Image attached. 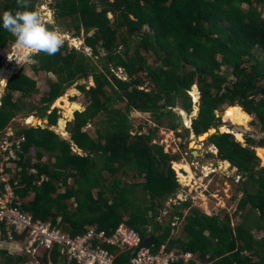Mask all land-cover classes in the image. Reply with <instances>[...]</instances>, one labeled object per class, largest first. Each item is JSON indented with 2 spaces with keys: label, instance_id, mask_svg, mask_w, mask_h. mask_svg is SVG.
I'll return each instance as SVG.
<instances>
[{
  "label": "trees",
  "instance_id": "16d2710c",
  "mask_svg": "<svg viewBox=\"0 0 264 264\" xmlns=\"http://www.w3.org/2000/svg\"><path fill=\"white\" fill-rule=\"evenodd\" d=\"M42 3L0 0V13L37 10ZM53 9L58 22L73 37L82 38L84 47L64 40L54 55L32 53L34 72L50 73L56 79H48L50 87L36 104L25 99L39 92L37 80L23 70L13 73L0 107V129L20 113L28 117L38 111L45 116L73 84L88 103L67 121L69 138L49 128L58 122L57 107L49 113V126L30 125L16 132L15 137L22 140L16 149L19 158L12 159V168H5L11 175L2 186L12 185L19 195L14 204L34 219L50 220L72 237L90 230L113 233L124 223L145 239L159 224L154 220L158 211L180 187L171 166L180 156L153 141L161 128L179 137L189 134L186 128L178 132L182 126L178 119L179 114L193 112L195 95L200 99L192 125L197 135L226 127L230 109L254 117L251 124L264 127V0H54ZM9 41L15 37L0 27V49ZM3 55L0 50V66ZM119 68L127 78L116 73ZM90 76L94 85L79 82ZM121 100H127L128 109L153 112L155 127L143 132L140 125L134 132L131 121L116 108ZM217 111H224V116L219 117ZM100 115H106V123L92 136L88 126ZM246 140L250 147H244L231 132L209 137L219 150V159L225 161L224 168L228 170L231 164L240 178L236 191L241 196L236 193L231 199L233 216H243V220L233 225L229 212L224 218L218 213L204 216L191 201L173 205V215L182 225L161 231L153 252L165 245L166 252L183 255L172 264H264V237L256 238L252 228L264 231V168L257 170L260 158L252 149L258 147L264 159V137ZM74 145L84 153L75 151ZM183 164L174 166L179 171ZM43 174L48 179L40 180ZM149 191L154 192V200L147 207L138 209L125 199L131 192L141 198L140 192ZM184 205L191 206L185 215ZM254 211L258 223L251 218ZM5 235L2 228L1 239ZM0 251L5 256L0 264L33 260L22 252L12 257ZM185 254L191 255L188 262ZM130 258L129 252L117 262L129 264ZM62 259L61 248L56 246L45 250L41 261L59 264Z\"/></svg>",
  "mask_w": 264,
  "mask_h": 264
},
{
  "label": "rangeland",
  "instance_id": "374dc122",
  "mask_svg": "<svg viewBox=\"0 0 264 264\" xmlns=\"http://www.w3.org/2000/svg\"><path fill=\"white\" fill-rule=\"evenodd\" d=\"M50 2H54V0H43V3L37 7V11H39L41 13L42 19L44 21L45 20L50 21L52 24H54L55 28H56L55 30L58 31L64 37V40H69L71 45H73L77 48H83L84 47L83 39L80 37H73L70 32H68L67 30H65L63 28L62 24H60L58 22V19L55 18L53 6H49ZM110 16H111V14H110ZM7 43H8V46L6 48L0 49L1 52H3V54H4L3 55L4 58L2 60L1 66H0V69H1L0 72L5 67L9 70V76L8 77H10L13 73L17 72L18 70H23L28 75H30L34 79H36L37 85L39 88V92L36 91V92H34V94L29 96L28 98H31V100H29V99H25V100L27 102H31V101L35 102L36 104L39 103L42 91L46 90L50 87L48 79H56V76L53 74H50V73L46 74L45 72L35 73L33 68H32V64L34 63V59L32 57H30L32 53H27L26 55L22 56V55L17 53L14 42L9 41ZM87 52L90 53V51H87ZM18 55L22 59L18 60L17 59ZM10 70H12V71H10ZM116 73L123 78H127L126 71L123 68H119V70H117ZM230 79H235V78L233 76H231ZM0 80H1L0 81V88H1L0 89V99L3 100V97L7 93V90H5L7 83H6V86H4V84H5L4 78L2 77V78H0ZM79 82L85 83L88 87L95 84L92 76H90L88 79H82ZM75 86H76V84H73L70 87H68L65 90L64 94L62 96H60L59 98H57L55 100V102L51 105L50 112L53 109V107H57L59 109L58 112H59L60 116L58 118V122L56 125H50L49 126V123L47 125H44L42 123V121L44 120V118H43L44 116L42 117L40 112L35 111V113L32 116L35 117V119H37V120L39 119V121H38L39 123L37 122L38 124L37 123L32 124V122L28 123L27 117H24V114L20 113L14 118V120H12V122L10 121L8 123L7 127H4V128H6L5 131H7V130L9 131V128H10L9 134H12L13 133L12 129L16 126H19L20 129H22V128L30 126V125L31 126L32 125H34V126L40 125L43 127L49 126V128H52L54 131H56L57 133H59L63 137H66V138L69 137L68 133L65 131L67 121L73 119L74 113L76 110H83L88 103L86 101V98L84 97V95ZM73 96L76 98L75 100H72ZM196 97L198 98V96L195 95L194 100ZM13 98L15 100L18 98V92L16 95H14ZM65 98H66V100H69V101H78L81 104L80 109H74L73 110V113H71L72 115L70 118L65 115L66 108L63 106V104L60 103V100L65 99ZM194 100H193L194 104H193V113H192L193 115H194V111L196 112L199 109V105H200V99L199 98H198V102H197V99L195 101ZM195 102H197V103H195ZM127 105H128L127 100H121V101L116 103V108L120 109L121 113L124 114L125 118H128L129 121H131V123L134 126V132H136V129L140 125H143V127H144L143 132H147L149 127H151V126L155 127V122L153 120L155 119L154 117L156 115L153 112H147V113L138 112V110L132 109V107H131V109H128ZM1 106H2V102H0V107ZM50 112H48V113H50ZM219 113H220V111H217L218 116H219ZM179 115H180L181 120L178 119V121H181V122L184 121L182 119V114H179ZM223 116H224V114H223ZM105 120H106V115H100L97 119H94V121H92V123L89 124L88 130L90 131L92 136L96 135V129L98 128V126H104L105 125V123H106ZM225 120H227L226 122H224L226 127H223L222 131H224L225 128H232L233 131H235L234 136H235L236 140H237V134L240 133L241 138H242L240 140V142L244 147H250V145L247 143V140H246L247 137L253 138L255 140H260L264 137V127H262V125H260V124H256V125L251 124L252 123L251 121H253V120L255 121L254 117L245 115L241 111H236L234 109H230L227 112ZM186 122H187V124H190L189 119H186ZM183 124H185V123H183ZM61 126H62V129H61ZM18 131H15V132H18ZM180 131H181V129H180ZM13 139H15V140L20 139L21 140V137H19V136L15 137V135H14ZM155 140L159 144H163L166 147L165 149L167 151H169L171 154H179L180 158H181V162L183 161L186 163L188 161L187 153L189 154V158H192V149L194 150L196 148L194 146L193 148L190 149L186 146L190 141L192 143L195 142L196 138H194L193 141H192V139L190 140L189 137L177 138L175 135V132L170 131L168 129H163V128L160 129L158 136ZM181 142H182V144H180ZM204 144L205 145L202 147V149L198 151L197 157L193 156L195 159L200 160V159L205 158L204 160H208L207 155H208V152H210V146H209V143L207 141H205ZM18 148L20 149V145ZM19 149H17V150H19ZM252 149H255L256 155L260 158V164H259L257 170L260 168H264V159L258 155V149L259 148L255 146ZM76 150L79 153H84L82 150H79L78 148H76ZM31 152L35 153V148H32ZM46 157H47V154L44 156V160H46ZM16 158H19V155H17ZM210 159H216L218 161L217 156L210 157ZM6 163H8L9 165H7L5 168H7L8 166L12 168L14 165V164H12L13 163L12 160L5 162V165H6ZM184 165H186V167L189 166L188 164H185V163H184ZM174 168H175V166H174ZM175 170H177V168H175ZM226 171H228V170H226ZM222 174H223V172L220 171L219 174L213 176V178L215 179L214 180L215 183L210 185V188H209L210 194L206 192L207 196L206 195L205 196L198 195V197H200V198L195 197L194 199L196 201L195 202L192 201L191 203L193 204V207H196V208L200 207L201 208V206H199V205H202L203 203H205L204 201H206L209 203L208 205H210L209 209L207 211H205L206 213L212 214V215H217V213H218L221 218H224L225 212H229L230 216L232 218L233 225L238 224L243 220V216H240V217L233 216L234 215L233 212L235 209L232 210V207L234 206L233 205L234 201L231 200V197L236 193L238 194V197L241 196V193L236 191V185H239V184H237L239 178H238V176H236L235 173L230 175V178L232 177L231 179L225 178ZM180 176L181 175L178 171V173H177L178 178L177 179L180 183V187L178 189V194L180 193V194L186 195V190L181 186V184L185 183L184 185H190L191 182L189 183V181H192V180L191 179L183 180L182 178H180ZM45 177H46V179L48 178L47 175H45ZM190 189L193 190V188H190ZM59 191L63 192L64 187H61L59 189ZM197 193H199V192H197ZM153 194H154V192H152V191H149L146 193L140 192L139 195H142V197L136 198V194L131 192V195L127 194L129 196H126L125 199H126V201L130 202L131 205L133 204V205L137 206L138 209H140V205L147 207L151 204V200H154V197L152 196ZM32 196H33V194H31L29 196V198H31ZM29 198H27V199H29ZM210 199L212 201H210ZM152 204H154V203H152ZM166 204L168 205L166 211H169V210L174 211L175 210V208L173 207L174 204L176 206H182L183 205L181 202L178 203L177 200L171 201V199H169L166 202ZM166 204H165L164 208H166ZM163 209L159 210V214H161ZM183 209H181V210H183L182 212L185 215L186 213H188V211H190L191 206L184 205ZM165 214H166V212H165ZM165 214H162V218L165 217ZM251 218L254 220L255 223L259 222L258 218H256V211L252 212ZM154 220H156V217ZM177 225H179V226L182 225V221L179 220ZM252 228H253V233L255 234L256 238L262 239L264 237V231L263 230H258L256 228H254L253 226H252ZM0 243H1V241H0ZM0 249L6 250L7 251L6 254L11 255L12 257L19 256V254L21 252L19 250V248H17L15 246L14 243L10 244L9 242H6L5 244L0 245ZM4 257H5L4 254H2V252L0 251V261H1V258L3 260ZM34 262H35V260L33 259L31 263L24 262V264H34ZM37 264H43L41 259H40V263H37Z\"/></svg>",
  "mask_w": 264,
  "mask_h": 264
},
{
  "label": "built area",
  "instance_id": "2783aa9c",
  "mask_svg": "<svg viewBox=\"0 0 264 264\" xmlns=\"http://www.w3.org/2000/svg\"><path fill=\"white\" fill-rule=\"evenodd\" d=\"M9 133L10 128L0 137V226L5 229V239L33 258L34 264L40 263L45 250L50 251L56 246H60L63 256L59 264H119L117 260L120 255L129 252V264H172L183 257L175 252H166L165 245L157 252L152 251L154 246L139 249L143 239L136 230L124 223L113 233L90 230L83 236L72 237L70 233L54 227L50 220L34 219L31 213L14 204L18 196L12 185L2 186L7 179L5 167L9 165H5V162L17 159L16 149H19L21 141L11 139L13 133ZM32 170L38 172L34 167ZM45 175H41L40 180L46 179ZM106 245L118 248L119 254L111 252ZM190 258L191 255L185 254L186 262Z\"/></svg>",
  "mask_w": 264,
  "mask_h": 264
},
{
  "label": "clouds",
  "instance_id": "9594fccd",
  "mask_svg": "<svg viewBox=\"0 0 264 264\" xmlns=\"http://www.w3.org/2000/svg\"><path fill=\"white\" fill-rule=\"evenodd\" d=\"M18 2H19V0H18ZM45 22H48V21H46V20L44 21L42 19L41 13L39 11L35 10V9L24 8L23 10H16V11L4 10L2 13H0V27H3L4 29H6L8 32H10L15 37L14 43H15V47H16V50H17L18 54L44 52V53H46L48 55H54L57 51L60 50L61 46L64 43V37L58 31H56L53 27L49 26V25H51L50 21L47 24ZM17 59L18 60L20 59L19 55L17 56ZM10 77H8L6 79V83H8ZM0 102H2V99H0ZM197 102H198V100H197ZM197 102H195V103H197ZM198 112H199V109H198ZM192 113L191 114H187V112H186V113L182 114V119L184 121L181 122L182 126L178 129V132H180V133H183V128H186V129L190 130V132H189V134L187 136H182V137H189L190 140L192 139V141L194 140V138H196V141L193 142L194 146L196 148L194 150L192 149V158H189V154L187 153V159H188L187 163L183 162V161L181 162V158L178 161H172L171 162V166H172V169L175 172L176 179L178 178L177 177L178 171L175 170L174 163H180L181 162V163L188 164L189 167L191 168L192 173H193V179H192L190 185H184L185 183L181 184V186L186 190V195L179 193L180 194L179 197L173 198V195H175V194L179 195L178 191H177L176 193H174L171 196V198H170L171 201L177 200L178 203H180V202L184 203V202H187V201L195 202L196 201L194 199L195 197L200 198V197H198V195L205 196L206 192L209 193L210 185L215 183V181H214L215 179L213 178V176L219 174L220 171L223 172L222 175L225 178H230V175L233 174V173H235L236 176H238L237 172L232 169L231 164L229 166L228 171H226L225 169H221V164L223 162H225V161L219 159V157H218L219 150H218L217 146L215 144L209 142V137L211 135L208 138H205L204 141H201L200 140V136H202L204 133L197 135L193 131V127H192L193 119H194V117H196L198 115V113L195 116H193ZM224 113L225 112L223 111V114ZM222 116L219 115V117H222ZM186 119L190 120V124H187V122L185 121ZM183 123H185V124H183ZM5 129L6 128L0 130V137L5 135L6 132L8 131V130L5 131ZM180 129H181V131H180ZM210 129L215 131V133H217V132H219V133L227 132V131H222L221 127L210 128ZM227 129L233 135H235V133H234L235 131H233L232 128H227ZM170 131H172V130H170ZM173 132H175V131H173ZM15 133L16 132H14V130H13V135L12 136H14ZM215 133H213V134H215ZM175 135H176L177 138H182V137L177 136L176 133H175ZM192 136H194V137H192ZM205 141H207L209 143V146H210V152H208V155H207L208 156V160H204L205 158L200 159V160L195 159L194 157H197L198 151L201 150L202 147L205 145L204 144ZM153 142L154 143H158V142H156V140H154ZM238 142L241 143L240 141H238ZM180 144H182V142ZM159 145L164 146L163 144H159ZM196 145L197 146H201L200 149H198ZM186 146L188 148H190V149L193 148L191 141ZM167 152H169V151H167ZM173 155H175V154H173ZM214 156H217L218 161L216 159H210V157H214ZM204 170H206L207 173H204ZM181 174L183 175V173H181ZM248 177H249V175H248ZM177 181H178V179H177ZM238 182H239V180H238ZM178 183H179V181H178ZM190 188H193V190H191ZM197 192H199V193H197ZM210 201H212V200L210 199ZM167 206L168 205L166 204V208H164L165 210L163 209V211L159 215L165 214V212H166V214L171 213L173 215V211H170V210L166 211ZM187 206H189V205H187ZM158 213H159V211H158ZM205 214H207L208 216L212 215V214H208V213H205ZM160 218H162V217H160ZM162 220H163L162 222L166 221L165 217L162 218ZM178 220H179V218H177V217H175L173 215V219H172L170 227L171 226L175 227L177 225V223H178Z\"/></svg>",
  "mask_w": 264,
  "mask_h": 264
},
{
  "label": "water",
  "instance_id": "95a60500",
  "mask_svg": "<svg viewBox=\"0 0 264 264\" xmlns=\"http://www.w3.org/2000/svg\"><path fill=\"white\" fill-rule=\"evenodd\" d=\"M49 6H53V2H50L49 3ZM43 12V11H42ZM49 22V21H48ZM46 22V24L48 23ZM50 27H53L54 29L55 28V25L51 23V25H49ZM7 90V87L6 89ZM60 103L63 104L64 101L63 100H60ZM236 107V106H235ZM240 107V106H238ZM176 111H180L178 108H176ZM220 116L223 115V112H220L219 113ZM44 120L42 121V123L44 125H47L48 124V119H49V114H46L44 117ZM185 118V117H184ZM14 132L15 131H18L20 130V127L19 126H16L15 128H13ZM213 133H215V131H213L212 129H210L208 132L204 133L201 137L205 136L206 135V138H208L210 135H212ZM194 137V136H193ZM197 146V145H196ZM181 173H183V175H187V172L184 171L183 169L180 170ZM180 195H173V198H177L179 197ZM204 216H208L207 214H203ZM159 217V213L157 215ZM172 219H173V215L171 213H168L165 215V220L163 223H159L157 225H155L154 229H153V233L146 237L145 239H143L139 249L141 248H145V249H149V248H152L153 246H156L158 244V234L161 232V231H165L167 228L170 227L171 225V222H172ZM227 223V221H225Z\"/></svg>",
  "mask_w": 264,
  "mask_h": 264
},
{
  "label": "bare ground",
  "instance_id": "6f19581e",
  "mask_svg": "<svg viewBox=\"0 0 264 264\" xmlns=\"http://www.w3.org/2000/svg\"><path fill=\"white\" fill-rule=\"evenodd\" d=\"M47 15V14H46ZM47 18V17H46ZM27 53H24V54H20V55H22V56H24V55H26ZM20 59H22L21 57H20ZM16 65V64H15ZM8 67V66H7ZM15 68V67H14ZM1 70V69H0ZM10 71H12V70H10ZM8 76H9V70L7 69V68H3L2 69V71L0 72V78H4V81H6V79L8 78ZM1 81V80H0ZM3 81V80H2ZM4 86H5V84H4ZM1 89V88H0ZM63 101H64V103H63V106L66 108V110H65V115L66 116H68V115H70L72 112H73V110L74 109H80L81 108V104H80V102H78V101H69V100H66V98L65 99H62ZM65 116V117H66ZM27 121H28V123H30V122H32V124H35V123H37L38 121H39V119L37 120V119H35V117H32V115H30L28 118H27ZM39 123V122H38ZM37 123V124H38ZM61 129H62V126H61ZM224 131H227V132H230L227 128H225L224 129ZM205 138H206V135L205 136H203V137H201L200 138V140L201 141H204L205 140ZM242 138H241V134L239 133V134H237V140L238 141H240ZM192 147H194V143H192ZM200 147L201 146H197V148L198 149H200ZM180 169H184L186 172H187V175L185 176V175H182L181 173H180ZM179 169V173H180V178H182L183 180H188V179H193V173H192V171H191V169L189 168V166L188 167H186V165H184L183 164V166L181 167ZM221 169H224V167H223V165H221ZM204 173H207V171L206 170H204ZM191 181H189V183H190Z\"/></svg>",
  "mask_w": 264,
  "mask_h": 264
},
{
  "label": "crops",
  "instance_id": "0c3cea01",
  "mask_svg": "<svg viewBox=\"0 0 264 264\" xmlns=\"http://www.w3.org/2000/svg\"><path fill=\"white\" fill-rule=\"evenodd\" d=\"M2 102H3V100H2ZM54 108V107H53ZM48 112H50V110L48 111ZM47 114H49V113H47ZM33 117V116H32ZM13 120H14V118H13ZM15 128V127H14ZM1 130V129H0ZM66 131V130H65ZM67 132V131H66ZM68 133V135L70 136V134H69V132H67ZM66 138V137H65ZM67 138H69V137H67ZM76 148H78V147H76L75 145H74V150L75 151H77L76 150ZM79 149V148H78ZM79 150H81V149H79ZM81 154H83V153H81ZM5 174H6V178H9V176L11 175V172H7L6 171V169H5ZM138 181H140V179L138 180ZM41 181H39V183H40ZM111 183H113V177L111 178ZM14 190V189H13ZM15 192V191H14ZM17 196L19 197V195L17 194ZM205 203H203L202 205H199V206H201V208H202V210L205 212V211H207L208 209H209V206L210 205H208L209 203L208 202H206V201H204ZM198 208H200V207H198ZM200 208V209H201ZM206 213V212H205ZM160 217H162V215H159ZM160 217H158V216H156V221H159V223H163L162 221V218H160ZM1 231H2V226H0V236H1ZM0 241H1V243H0V245H3V244H5L6 242H9V241H7L6 239L5 240H3V239H1V237H0ZM10 243V242H9ZM11 244V243H10Z\"/></svg>",
  "mask_w": 264,
  "mask_h": 264
},
{
  "label": "flooded vegetation",
  "instance_id": "af4514ba",
  "mask_svg": "<svg viewBox=\"0 0 264 264\" xmlns=\"http://www.w3.org/2000/svg\"><path fill=\"white\" fill-rule=\"evenodd\" d=\"M48 121H49V119H48ZM221 165H223V167H224V164H221ZM225 169V168H224ZM226 170V169H225Z\"/></svg>",
  "mask_w": 264,
  "mask_h": 264
}]
</instances>
